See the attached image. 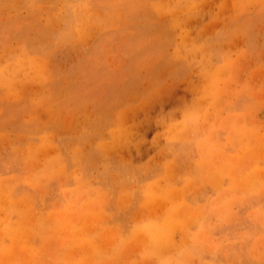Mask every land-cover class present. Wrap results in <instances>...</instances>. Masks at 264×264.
<instances>
[{
    "label": "rangeland",
    "instance_id": "rangeland-1",
    "mask_svg": "<svg viewBox=\"0 0 264 264\" xmlns=\"http://www.w3.org/2000/svg\"><path fill=\"white\" fill-rule=\"evenodd\" d=\"M0 264H264V0H0Z\"/></svg>",
    "mask_w": 264,
    "mask_h": 264
}]
</instances>
